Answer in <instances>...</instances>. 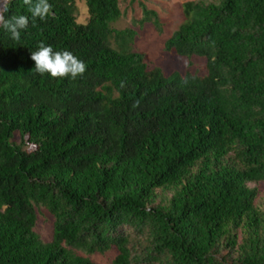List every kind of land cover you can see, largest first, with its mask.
<instances>
[{
    "label": "trees",
    "instance_id": "16d2710c",
    "mask_svg": "<svg viewBox=\"0 0 264 264\" xmlns=\"http://www.w3.org/2000/svg\"><path fill=\"white\" fill-rule=\"evenodd\" d=\"M77 1L49 0L35 26L23 0L3 12L29 26L18 42L0 27V264L110 251L111 264H264V200L249 186L264 183V0L185 3L164 50L204 59V76L148 69L135 33L112 27L119 0H82L85 23ZM41 42L86 72L36 73Z\"/></svg>",
    "mask_w": 264,
    "mask_h": 264
},
{
    "label": "rangeland",
    "instance_id": "374dc122",
    "mask_svg": "<svg viewBox=\"0 0 264 264\" xmlns=\"http://www.w3.org/2000/svg\"><path fill=\"white\" fill-rule=\"evenodd\" d=\"M196 0H119L121 17L113 24L115 30H131L135 33L132 43L133 51L141 54L148 69L160 68L165 75L178 72L180 75L206 74L205 60L197 57L183 58L164 50V42L171 37L173 32L184 22L183 7L185 3ZM79 14L77 21L85 23L86 9L82 0L77 1ZM155 12L158 16L161 30L158 31L152 23H142L144 17L143 8ZM18 134L14 135V141H18ZM257 187L260 203L264 200V183L250 184ZM53 218L44 209L37 210V222L35 232L43 242H48L52 237ZM134 240L143 241V237L135 236ZM87 257L84 253H79ZM116 252L110 251L104 255L88 256L95 264H111Z\"/></svg>",
    "mask_w": 264,
    "mask_h": 264
},
{
    "label": "clouds",
    "instance_id": "9594fccd",
    "mask_svg": "<svg viewBox=\"0 0 264 264\" xmlns=\"http://www.w3.org/2000/svg\"><path fill=\"white\" fill-rule=\"evenodd\" d=\"M8 2L9 0H0V27L10 33L13 41L18 42L21 39V32L29 26V16L13 14L6 19L3 12L8 10ZM23 3L28 6L33 26L37 19L45 21L52 11L49 0H23ZM31 59L35 62L36 73L41 75L47 73L54 79L68 77L76 79L87 70V65L71 51H54L51 45H45L43 42L38 45V50L31 52ZM121 86H124L123 83Z\"/></svg>",
    "mask_w": 264,
    "mask_h": 264
}]
</instances>
